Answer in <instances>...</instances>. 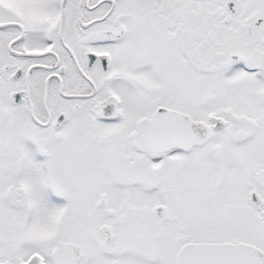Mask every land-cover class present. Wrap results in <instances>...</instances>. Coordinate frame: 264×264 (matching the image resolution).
<instances>
[{"label": "snow or ice", "instance_id": "obj_1", "mask_svg": "<svg viewBox=\"0 0 264 264\" xmlns=\"http://www.w3.org/2000/svg\"><path fill=\"white\" fill-rule=\"evenodd\" d=\"M0 264H264V0H0Z\"/></svg>", "mask_w": 264, "mask_h": 264}]
</instances>
